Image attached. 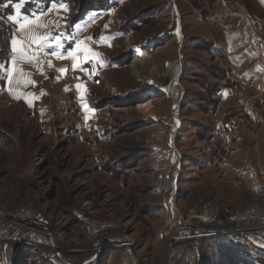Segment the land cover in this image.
I'll return each instance as SVG.
<instances>
[{
  "label": "rangeland",
  "instance_id": "obj_1",
  "mask_svg": "<svg viewBox=\"0 0 264 264\" xmlns=\"http://www.w3.org/2000/svg\"><path fill=\"white\" fill-rule=\"evenodd\" d=\"M4 3L0 215L42 213L69 264H168L178 220L153 184L172 141L182 158L181 213L264 211V0ZM17 11L32 23L8 21ZM45 35L42 48L32 42ZM128 36L150 57L145 77L134 70ZM174 74L177 110L166 90ZM148 102L149 111L138 106ZM106 232L125 244L105 245ZM252 236V248L235 252L208 239L191 264H264V241ZM47 250L10 245L0 264H67L45 259Z\"/></svg>",
  "mask_w": 264,
  "mask_h": 264
},
{
  "label": "built area",
  "instance_id": "obj_2",
  "mask_svg": "<svg viewBox=\"0 0 264 264\" xmlns=\"http://www.w3.org/2000/svg\"><path fill=\"white\" fill-rule=\"evenodd\" d=\"M254 37L260 38V34L256 32ZM68 65L64 64V66ZM167 153V161L158 173L153 188L164 197L163 210L178 220V222L175 221L176 232L172 237L168 264H191V255L195 254L199 246L208 239H217L235 245L239 249L252 248L254 243L252 235L258 233L260 237H257L261 239V234L264 233V211L258 208H246L229 212V215L220 218L217 216L216 208L207 206V209L200 211L181 213L176 192L178 191V179L182 172V158L175 142L169 143ZM49 224L47 218L32 207H23L11 213L1 214L0 257L6 256L7 247L10 245H20L24 248L41 247L42 245L48 249L44 251L45 259L56 257L63 261L62 256L66 257V252L58 249L54 234L47 233L50 231ZM108 232L105 233V245L114 247L113 243L122 247L119 244H125L121 239L114 237L115 232L112 234ZM105 245L103 243L101 247ZM130 261L127 264H137L135 259H130Z\"/></svg>",
  "mask_w": 264,
  "mask_h": 264
},
{
  "label": "bare ground",
  "instance_id": "obj_3",
  "mask_svg": "<svg viewBox=\"0 0 264 264\" xmlns=\"http://www.w3.org/2000/svg\"><path fill=\"white\" fill-rule=\"evenodd\" d=\"M127 41H128V46L135 50L136 51V57H135V60H134V70L135 72L139 75V76H142V77H145L147 76V74H149V71H148V68H151L149 67L148 65V61H149V55L147 54H144L138 47V45L136 44V41L134 39L133 36H128L127 37ZM150 71H153L152 69ZM151 73V72H150ZM153 73V72H152ZM151 73V74H152ZM175 75V74H174ZM167 92L168 93H171V95L173 96V100H174V107L175 109L177 110V107H178V103H179V100H180V97H181V91H182V88H181V85H180V82H179V78H178V75H175L173 77V80L171 82V85L166 88ZM174 90L178 91L179 94L176 95V98L174 99ZM150 103L152 104V102H148V103H142L140 105H138L139 107H141L143 109V111H149L151 110L150 108ZM179 191V190H178ZM177 191V192H178ZM176 192V193H177ZM163 208V206H162ZM102 242V241H101ZM113 248V247H112Z\"/></svg>",
  "mask_w": 264,
  "mask_h": 264
},
{
  "label": "snow or ice",
  "instance_id": "obj_4",
  "mask_svg": "<svg viewBox=\"0 0 264 264\" xmlns=\"http://www.w3.org/2000/svg\"><path fill=\"white\" fill-rule=\"evenodd\" d=\"M24 2H25V0H20V3L15 4L14 5V8L18 10L20 8L21 4H23ZM9 5H13V0H7V3H4L2 5V7L6 9V8L9 7ZM56 6H57L56 3H53L52 4V7L53 8H55ZM60 6L66 8V5H64L63 3H61ZM7 20L8 21L15 22V23H18L19 24V27L21 29H23L25 27V25L32 23V21L29 20L28 17H24L23 20L21 21L19 19V12L18 11H17L16 15H8ZM55 39L57 41V45L59 46V40H60V38L57 36V37H55ZM101 39H106V38L101 37ZM46 40H47V36L46 35L45 36H34V37H32V42H34L36 44H40L41 41H46ZM16 44H17V41L15 39H13L12 40L13 52L18 51V49L15 47ZM40 46L42 48L43 47V44H40ZM30 47H31V45L29 44L27 46V48L30 49ZM77 48H79V43L77 44ZM19 51H20L21 55H27V56H30V57H35V53L27 50L26 48H21V49H19ZM52 55L53 56H58L59 54L57 52H52ZM68 55L69 56H72L74 60L76 59L75 54L73 52H69ZM13 59H15V58H13ZM50 63L51 62L49 61V64ZM0 67H3V65H0ZM72 67L73 68H79L81 66L79 64H75L74 63L72 65ZM82 70L87 71V69H82ZM60 71H61V73H63L65 71V69L61 68ZM10 78H11V72H9V79ZM149 83H151V81H149ZM77 87L79 88L81 86L80 85H77ZM86 119H87V117H86Z\"/></svg>",
  "mask_w": 264,
  "mask_h": 264
},
{
  "label": "trees",
  "instance_id": "obj_5",
  "mask_svg": "<svg viewBox=\"0 0 264 264\" xmlns=\"http://www.w3.org/2000/svg\"><path fill=\"white\" fill-rule=\"evenodd\" d=\"M86 11H87V9H85V12ZM226 246H230V247L227 248ZM226 248H227L228 251H233V252L238 251V249H239L237 246H235V245L233 246L232 244H228V243L227 244L225 243L224 246L222 247L223 250L226 249ZM13 255L15 256V260H16V254H13Z\"/></svg>",
  "mask_w": 264,
  "mask_h": 264
},
{
  "label": "water",
  "instance_id": "obj_6",
  "mask_svg": "<svg viewBox=\"0 0 264 264\" xmlns=\"http://www.w3.org/2000/svg\"><path fill=\"white\" fill-rule=\"evenodd\" d=\"M261 239H263V240H264V237H262V236H261ZM62 260H63L65 263L69 264V262H67V261H66V259H65V257H64V256H62ZM6 263L8 264V261H6ZM6 263H5V264H6Z\"/></svg>",
  "mask_w": 264,
  "mask_h": 264
},
{
  "label": "crops",
  "instance_id": "obj_7",
  "mask_svg": "<svg viewBox=\"0 0 264 264\" xmlns=\"http://www.w3.org/2000/svg\"><path fill=\"white\" fill-rule=\"evenodd\" d=\"M246 114H248L249 116H251V113H250V112H248V113H246ZM161 207H162V205H161ZM197 252H198V250H197Z\"/></svg>",
  "mask_w": 264,
  "mask_h": 264
}]
</instances>
